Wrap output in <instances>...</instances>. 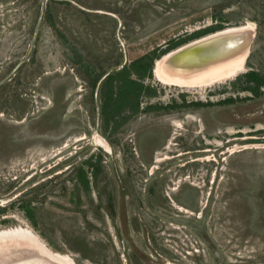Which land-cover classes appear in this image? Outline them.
Segmentation results:
<instances>
[{
	"label": "rangeland",
	"instance_id": "obj_1",
	"mask_svg": "<svg viewBox=\"0 0 264 264\" xmlns=\"http://www.w3.org/2000/svg\"><path fill=\"white\" fill-rule=\"evenodd\" d=\"M214 24L253 27L243 69L166 83L165 53L141 79L150 109L113 105L105 126L110 72ZM248 72L264 78V0H0V206L15 202L0 233L75 264H264V86L241 89Z\"/></svg>",
	"mask_w": 264,
	"mask_h": 264
},
{
	"label": "bare ground",
	"instance_id": "obj_2",
	"mask_svg": "<svg viewBox=\"0 0 264 264\" xmlns=\"http://www.w3.org/2000/svg\"><path fill=\"white\" fill-rule=\"evenodd\" d=\"M239 30H246L247 33L243 35V37H238L237 39H225V34L227 32ZM251 30H253L252 26H240L218 30L205 37L203 36L204 40L206 38H214L216 43L214 42L213 45L210 46V54L207 53L209 54L207 58L209 61L206 62L210 64L206 65L201 70H190L191 73L187 74L179 73L180 75H177L176 78L170 74L173 72L172 66L165 65V61L169 56L167 55L156 62L154 74L163 82L175 83L182 86L206 85L214 80H220V78L222 79L224 76H232L237 73L239 69L244 68L243 64L248 51L247 49L243 51L239 49L244 48L246 41L248 42L249 38L253 36V31ZM204 42L206 43L207 41ZM204 44V49H206L207 44ZM211 52L221 54L222 56L214 55V53ZM172 64L178 65V62L174 61ZM96 141L103 146H107L103 139ZM0 264H75V262L67 255L52 252L30 232L17 229L0 233Z\"/></svg>",
	"mask_w": 264,
	"mask_h": 264
},
{
	"label": "trees",
	"instance_id": "obj_3",
	"mask_svg": "<svg viewBox=\"0 0 264 264\" xmlns=\"http://www.w3.org/2000/svg\"><path fill=\"white\" fill-rule=\"evenodd\" d=\"M220 26L221 24H214L203 29H198L187 37L170 39L165 44L166 46L164 48L151 50L150 52L133 59L128 66L119 70L117 69L115 72H110L99 85L100 91L102 92V109L104 108L106 114V116L103 117L107 124L105 126L108 127V121H110V119H108L109 116L114 119L117 115L114 111L113 105L123 107V111L132 113L130 115H133L140 110L143 111V109H145L144 111L150 109V106H146L145 108L140 107L141 95H153L154 93L152 90L153 88L149 87V85H144V83L141 82V79L152 77V68L155 59L191 40H195L213 32L214 30H218V28H221ZM134 74H137V76L131 78ZM241 79H243L244 83L241 89L250 90L255 95L260 94V87L264 86L263 77L255 72H248L240 76L239 80ZM103 84H105V86ZM95 85L96 83H94L93 87H95ZM129 109L130 111H128ZM14 204L15 202H11L8 205L0 206V213L5 212L7 208ZM19 205L25 211L26 218L32 223V226L36 227L37 224L33 215L35 208L32 207L30 203L25 206L21 204Z\"/></svg>",
	"mask_w": 264,
	"mask_h": 264
},
{
	"label": "water",
	"instance_id": "obj_4",
	"mask_svg": "<svg viewBox=\"0 0 264 264\" xmlns=\"http://www.w3.org/2000/svg\"><path fill=\"white\" fill-rule=\"evenodd\" d=\"M253 31V37H250L248 42L246 41L244 48L239 49L240 51H243L245 49H247V56L249 55L250 52V47L254 38V29L251 30ZM247 33L246 30L244 31H232V32H227L226 35V40H233V39H237L238 37H243V35H245ZM252 34V33H251ZM205 37V36H204ZM204 37H200L199 39L197 38V40H193L191 42H188L184 45H181L169 52H167L166 55L164 56H168L167 60L165 61V65L169 66L171 65L173 68V72L170 73L172 76L177 78V75H180L179 73H183V74H187V73H191L190 70H201L203 69L206 65L210 64L209 62L207 63L206 61H209V59H207L209 56V52L211 50L210 46L213 45L214 38H206L204 40ZM204 41H207L206 43ZM206 45L207 44V48L204 49L203 44ZM216 43V42H215ZM218 46V45H217ZM204 49V50H203ZM215 52V51H214ZM211 52V53H214ZM209 53V54H207ZM219 53V52H218ZM193 54V55H192ZM214 55H220V57L222 56L221 54H215ZM246 56V57H247ZM185 57V58H184ZM178 62V65H173V62ZM175 66V67H174ZM178 73V74H176Z\"/></svg>",
	"mask_w": 264,
	"mask_h": 264
},
{
	"label": "flooded vegetation",
	"instance_id": "obj_5",
	"mask_svg": "<svg viewBox=\"0 0 264 264\" xmlns=\"http://www.w3.org/2000/svg\"><path fill=\"white\" fill-rule=\"evenodd\" d=\"M151 174V173H150Z\"/></svg>",
	"mask_w": 264,
	"mask_h": 264
}]
</instances>
